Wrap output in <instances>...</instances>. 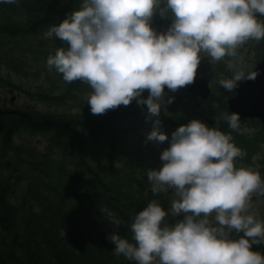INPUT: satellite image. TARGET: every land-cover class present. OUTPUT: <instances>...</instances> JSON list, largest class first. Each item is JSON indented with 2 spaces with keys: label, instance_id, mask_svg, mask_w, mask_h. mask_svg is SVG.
Returning <instances> with one entry per match:
<instances>
[{
  "label": "clouds",
  "instance_id": "obj_1",
  "mask_svg": "<svg viewBox=\"0 0 264 264\" xmlns=\"http://www.w3.org/2000/svg\"><path fill=\"white\" fill-rule=\"evenodd\" d=\"M160 5L161 0H82L44 33L66 45L47 57L46 66L66 83L90 86L87 103L94 115L135 99L151 118L165 103V86L176 92L194 82L201 52L220 61L236 56L247 41L264 39V21L258 19L264 16V0H165ZM157 10L161 16L172 14L166 32L151 26ZM255 75L238 73L220 85L230 91ZM227 122L237 128L239 115L233 113ZM159 125L153 121L148 141L169 139ZM169 145L160 155L161 168L149 169L147 179L154 195L174 191L170 214L182 218L164 223L169 213L151 200L130 225L132 242L117 233L108 237L114 254L136 264H264V255L252 250L264 243V220L251 210L253 194L264 195V179L252 167H237L245 153L231 135L193 119L172 133ZM233 233L242 235L233 239Z\"/></svg>",
  "mask_w": 264,
  "mask_h": 264
},
{
  "label": "trees",
  "instance_id": "obj_2",
  "mask_svg": "<svg viewBox=\"0 0 264 264\" xmlns=\"http://www.w3.org/2000/svg\"><path fill=\"white\" fill-rule=\"evenodd\" d=\"M81 3L16 0L8 4L0 0V65L24 75L28 72L26 52L47 59L58 47H66L54 36L49 45L44 33ZM164 5L161 0L160 7ZM158 14L159 10L153 16ZM163 17L172 22L170 11ZM258 19L264 21V16L258 15ZM37 35L34 46H30L31 39L29 47L17 43L18 37ZM256 50L258 56L264 55V39L257 42ZM43 71L48 84L39 92L40 101L57 105L80 99V104L88 106L77 112L0 108V264H136L114 254V244L98 219L105 214L116 218L119 235L132 242L130 225L135 215L151 200L162 201V193H152L138 168L142 147L128 153L118 145L121 123L141 111L148 113L147 106L134 99L128 106L94 115L87 103L90 94L84 92L88 89L85 82L61 80L65 89L56 91L55 81L62 75L48 67ZM142 97H148L145 91ZM183 111L174 106L162 117V124L175 128L188 124L192 119ZM232 114L226 99L217 96L215 108L206 115V125L231 135L245 153L237 160L248 164L261 140L250 141L248 134L229 127L227 117ZM21 132L42 134L45 150L14 144ZM104 159L109 161L106 167L102 166ZM258 162L264 165V158Z\"/></svg>",
  "mask_w": 264,
  "mask_h": 264
},
{
  "label": "rangeland",
  "instance_id": "obj_3",
  "mask_svg": "<svg viewBox=\"0 0 264 264\" xmlns=\"http://www.w3.org/2000/svg\"><path fill=\"white\" fill-rule=\"evenodd\" d=\"M152 28L157 33L166 32L170 24L172 23L169 19L161 16L160 14L153 16L151 21ZM42 37V36H41ZM31 39L30 46H34L36 43L34 41L38 40V35L33 37L26 38H17V43L20 46L29 47V40ZM49 45H52L51 39L48 38ZM257 41L249 40L242 46L237 49L236 56L234 57H225L220 61H212L207 53L201 52V60L198 65L196 76H205L208 79L209 85L211 87V97L203 98L201 96H194L187 90V86L178 89L176 92H172L165 86V103L161 102V112L158 117L148 118V113L146 111H141L140 115L129 117L121 123V138L118 145L121 149L126 150L128 153L132 150H136L139 147L141 148L140 159H138V168L141 169L144 173V176L147 179V172L149 169L159 170L163 164V161L160 159V155L163 150L167 149L169 141L171 140L172 133L177 129L175 127H168L162 124V117L168 115L173 111L174 106H179L183 108V112L186 113L190 119H197L201 122H207L206 115L210 110L215 108L216 97L219 99L229 97L234 93V90H226L223 86L220 85L221 81L231 80L238 73H245L249 68L255 65L256 61L261 58L258 56L257 50ZM37 57V59H33ZM25 68L28 71L24 75L16 74L13 71H10L4 65H0V77L3 78L0 81V107L14 108L20 110L36 109V110H69L71 112L82 111L87 104H80L79 100L73 101L68 100L62 104H53V103H44L38 99L40 90H42L48 84L45 71H43L46 66V59L44 57L36 56L32 52H26L25 55ZM36 65L37 68L33 66ZM31 72V73H30ZM62 76L59 80L55 81L56 91L64 90ZM87 84V83H86ZM87 90L85 93L90 94L92 89L87 84ZM146 95L149 93L145 90ZM80 93V92H79ZM78 94V93H77ZM169 97H173V102L168 104L166 101ZM160 121L159 128L163 129V132L168 136V140L163 143H158L156 141H147L144 143V139L153 128V121ZM238 130L243 133L248 134L250 130L248 128V119L239 118ZM143 141V142H142ZM14 144H21L26 146H31L33 149L45 150L47 144L45 137L39 133H30V132H21L17 134L13 140ZM0 147H1V136H0ZM264 157V146L262 145L256 157H253L252 160L247 164L242 161L236 160L237 167L245 166L252 167L255 170H258L261 178L264 179V165L258 163V158ZM109 161L104 159L102 161V166L106 167ZM148 181V179H147ZM150 184V182L148 181ZM151 186V185H150ZM177 199L174 194V191L169 189L166 192H162V201L160 205L164 208L169 214L165 217L164 223L173 224L178 219L182 217H174L170 214V207L172 200ZM252 211L257 213L261 220H264V195L253 194L252 196ZM213 213V217H214ZM99 224L105 230L106 235L109 237L113 233H118V220L111 215H103L99 217ZM238 235L233 233L232 238H238Z\"/></svg>",
  "mask_w": 264,
  "mask_h": 264
},
{
  "label": "water",
  "instance_id": "obj_4",
  "mask_svg": "<svg viewBox=\"0 0 264 264\" xmlns=\"http://www.w3.org/2000/svg\"><path fill=\"white\" fill-rule=\"evenodd\" d=\"M255 72V78L247 76L237 81L234 93L227 98L228 109L241 117L257 116L264 121V57L244 73ZM187 90L194 96L207 98L211 87L205 76H195L194 82L187 85ZM15 111V110H11Z\"/></svg>",
  "mask_w": 264,
  "mask_h": 264
},
{
  "label": "flooded vegetation",
  "instance_id": "obj_5",
  "mask_svg": "<svg viewBox=\"0 0 264 264\" xmlns=\"http://www.w3.org/2000/svg\"><path fill=\"white\" fill-rule=\"evenodd\" d=\"M264 57V55L262 56ZM261 57V58H262ZM260 58V59H261ZM259 59V60H260ZM258 61V60H257ZM256 61V62H257ZM253 67V66H252ZM251 67V68H252ZM250 69V68H249ZM248 69V70H249ZM1 108V107H0ZM4 108V107H3ZM229 110V109H228ZM231 112V111H230ZM233 113V112H232ZM242 119H248V128L250 129L248 131V139L251 141L252 138H260V142L256 145V147L254 146V149L252 151L251 149V159L249 160V162L252 160L253 157H256L259 150L261 149L262 145L264 146V121L261 120V118L257 117V116H248V117H239ZM251 144V143H250ZM264 158V157H263ZM248 162V163H249ZM259 163V162H258ZM261 248V249H260ZM253 251H258L260 252L262 255H264V243H262V246L260 245H253Z\"/></svg>",
  "mask_w": 264,
  "mask_h": 264
}]
</instances>
